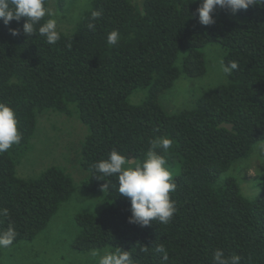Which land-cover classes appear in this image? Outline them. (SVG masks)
<instances>
[{
    "label": "trees",
    "instance_id": "1",
    "mask_svg": "<svg viewBox=\"0 0 264 264\" xmlns=\"http://www.w3.org/2000/svg\"><path fill=\"white\" fill-rule=\"evenodd\" d=\"M58 1L62 8L65 0ZM200 3L144 0L140 11L131 0H91L70 33L57 29L54 44L39 35V25L36 34H24L26 18L0 21V102L14 109L22 133L18 145L0 153V208L9 212L0 216V231L15 228L11 246L33 240L75 189L72 176L57 165L37 177L17 174L18 155L30 145L38 113L55 110L75 112L87 127L80 157L88 172L85 188L104 202L100 211L76 215L73 250L120 247L131 253L133 264H213L215 250L222 249L226 257L239 255L241 264H264V175L252 198L235 177L223 176L264 140V6L235 14L217 6L215 23L204 26L193 15ZM93 11L102 13L95 21ZM113 30L120 38L110 46ZM209 43L220 44L224 64L236 61L238 68L194 106L170 114L160 94L182 72L191 77L206 72L203 48ZM181 51L186 55L179 66ZM137 89L146 96L131 103ZM159 137L173 141L167 152L156 151L172 169L176 190L170 197L177 211L168 224L129 223L130 200L117 192V177H103L93 165L113 149L140 162ZM100 179L110 184L104 192ZM158 246L165 248L167 261Z\"/></svg>",
    "mask_w": 264,
    "mask_h": 264
},
{
    "label": "rangeland",
    "instance_id": "2",
    "mask_svg": "<svg viewBox=\"0 0 264 264\" xmlns=\"http://www.w3.org/2000/svg\"><path fill=\"white\" fill-rule=\"evenodd\" d=\"M136 9L143 11L144 0H131ZM91 0H65L62 8L58 0H48V9L53 13L49 19L57 21V29L70 33L89 9ZM206 72L198 77L181 73L174 84L164 90L159 101L170 114L195 105L198 97L206 91L227 83L228 75L220 69L224 50L220 44L209 43L203 48ZM186 51H181L177 65H181ZM145 89H137L131 96V103H141L146 96ZM230 128V124H226ZM88 129L78 115L45 110L37 115L36 132L28 149L18 155L17 174L24 178L37 177L47 167L57 165L65 169L74 180V192L62 203L48 225L31 241H21L8 248H0V264H97L91 251L78 252L71 243L78 229L75 217L83 211H100L104 205L101 194L90 193L85 188L88 172L80 164L81 147ZM264 140H259L247 158L240 159L223 173L232 176L241 185L242 192L252 198L261 189L264 175ZM126 166H134L136 159L127 160ZM167 167V164H166ZM172 170V169H171ZM170 170V171H171ZM111 247L96 249L103 252Z\"/></svg>",
    "mask_w": 264,
    "mask_h": 264
},
{
    "label": "clouds",
    "instance_id": "3",
    "mask_svg": "<svg viewBox=\"0 0 264 264\" xmlns=\"http://www.w3.org/2000/svg\"><path fill=\"white\" fill-rule=\"evenodd\" d=\"M46 0H0V21L8 25L12 20L20 21L26 18L23 24V32L26 35H33L37 32L46 38V42L54 44L60 39L57 30V21L48 19L40 23L45 15L52 16L53 13L45 7ZM230 9L233 14L241 9H248L250 6H264V0H201L196 10L199 22L204 25L215 23L213 13L216 7ZM102 13L93 11L91 19L95 21ZM90 30H95V24H88ZM12 35H18L19 31L11 30ZM120 34L118 30L111 31L107 36L108 45H116ZM238 68L236 61H231L225 65L220 62V69L225 75ZM22 133L18 130V119L14 109L6 103L0 102V153H6L13 145L21 142ZM172 139L159 137L152 141L151 148L147 151L145 158L137 162L134 166H126L128 161L124 155L113 149L107 159L100 160L93 165L96 173L103 177L116 176L118 179L117 192L130 200L129 223H136L147 226L151 222L158 220L163 224H168L177 211L176 202L171 199L170 193L176 190V183L172 172L166 167L165 157L159 154L156 149L164 152L172 146ZM264 149V145L259 146ZM101 186V190L110 188L106 179ZM7 208H0V216H8ZM15 228L9 226L7 230L0 231V248H8L16 238ZM141 251H147L142 248ZM157 252L163 254V259L167 261L168 254L163 246L156 248ZM91 256L96 259L97 264H133L131 253L116 247L115 251L93 250ZM213 264H241L239 255L226 257L222 249H216L213 254Z\"/></svg>",
    "mask_w": 264,
    "mask_h": 264
}]
</instances>
